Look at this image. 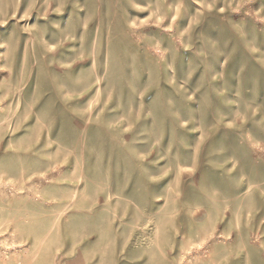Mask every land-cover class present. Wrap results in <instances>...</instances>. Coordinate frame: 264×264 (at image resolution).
<instances>
[{"label":"rangeland","instance_id":"obj_1","mask_svg":"<svg viewBox=\"0 0 264 264\" xmlns=\"http://www.w3.org/2000/svg\"><path fill=\"white\" fill-rule=\"evenodd\" d=\"M0 264H264V0H0Z\"/></svg>","mask_w":264,"mask_h":264}]
</instances>
